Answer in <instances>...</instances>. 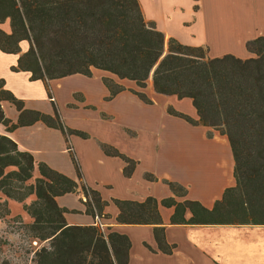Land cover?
Segmentation results:
<instances>
[{
	"label": "trees",
	"instance_id": "trees-1",
	"mask_svg": "<svg viewBox=\"0 0 264 264\" xmlns=\"http://www.w3.org/2000/svg\"><path fill=\"white\" fill-rule=\"evenodd\" d=\"M6 20H10L11 33L0 29V50L20 54V43L30 44L13 71L29 72L33 81L47 86L49 81L76 74L92 77V69L134 81L141 89L151 79L156 93L191 99L199 120L172 107L170 115L228 137L236 186L226 190L212 209L190 200H163L162 206L175 209L172 225H264V37L247 43L253 55L249 59L231 54L211 58L203 48L175 39L166 43L156 24L145 20L138 0H0V24ZM104 82L110 100L125 90L110 79ZM133 93L152 103L145 94ZM4 101L20 112L17 124L6 117ZM40 120L66 135L72 133L62 123L57 108L55 117L25 110L22 101L0 80V124L12 130ZM105 150L123 158L128 163L124 173L131 176L136 162L112 148ZM73 160L78 169L76 158ZM36 170L40 177H36ZM78 178H82L80 171ZM147 178L155 180L151 175ZM166 183L176 195L186 194L179 184ZM80 187L86 213L95 219L110 218L104 213L108 203L98 192L37 163L10 137L0 134V200L22 203L33 220L30 229L34 238L49 242L37 253V264H128L131 242L127 236L110 228L106 233L98 225H68L65 214L76 211L60 207L56 198L77 193ZM28 199H32L29 204ZM114 204L119 209L117 224L153 225L160 243L164 228L159 227L162 218L156 199L143 203L115 200Z\"/></svg>",
	"mask_w": 264,
	"mask_h": 264
},
{
	"label": "crops",
	"instance_id": "crops-1",
	"mask_svg": "<svg viewBox=\"0 0 264 264\" xmlns=\"http://www.w3.org/2000/svg\"><path fill=\"white\" fill-rule=\"evenodd\" d=\"M138 3L145 20L156 24L166 43L175 39L186 46L203 48L211 58L231 54L249 59L253 55L247 43L264 37V0ZM0 29L10 34V20L0 24ZM29 48V42L22 41L20 54L0 50V80L22 101L25 110L55 117L57 108L62 123L72 133L66 135L40 120L12 130L0 124V134L10 137L37 163L86 185L108 203L104 213L110 218L95 219L86 213L81 187L77 193L57 197L60 207L76 211L65 214L68 225L100 224L106 233L110 228L127 236L131 242L128 264H264V225H172L175 209L161 205L163 200L174 198L178 203L190 200L212 209L226 190L236 186L228 137L168 113L172 107L198 121L191 99L158 94L151 79L141 89L134 81L121 80L99 69H92V77L76 74L49 81L47 86L43 81H33L29 72L12 70ZM104 79L125 90L110 100ZM132 91L145 94L152 103L144 102ZM2 109L12 124L18 123L20 112L15 105L4 101ZM106 147L136 162L131 176L124 173L128 163L120 156L108 155ZM35 175L40 177L38 170ZM166 182L179 184L186 194L176 195ZM148 198L160 203L159 227L164 228L160 243L153 225L116 222L119 209L115 200L143 203ZM8 203L10 207L19 205L11 200Z\"/></svg>",
	"mask_w": 264,
	"mask_h": 264
},
{
	"label": "rangeland",
	"instance_id": "rangeland-1",
	"mask_svg": "<svg viewBox=\"0 0 264 264\" xmlns=\"http://www.w3.org/2000/svg\"><path fill=\"white\" fill-rule=\"evenodd\" d=\"M31 201L28 199L26 203ZM14 204L10 207L4 199L0 200V264H37V253L48 247L49 242L34 238L30 229L33 220L22 211V203Z\"/></svg>",
	"mask_w": 264,
	"mask_h": 264
}]
</instances>
